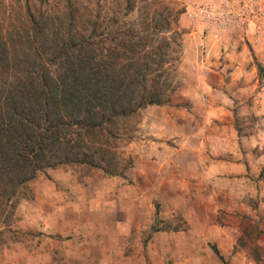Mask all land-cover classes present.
<instances>
[{
    "label": "crops",
    "instance_id": "1",
    "mask_svg": "<svg viewBox=\"0 0 264 264\" xmlns=\"http://www.w3.org/2000/svg\"><path fill=\"white\" fill-rule=\"evenodd\" d=\"M201 51L203 58L191 63L199 88L189 99L191 113L161 115L148 125L143 134L150 146L127 177L93 169L82 178L63 174L33 185L31 200L15 210L18 238L0 249V264H264V253L255 259L247 250H261L262 243H243L237 224L217 219L250 214L247 185L264 166L259 129L242 151L230 144L231 101L223 88L248 89V63H231L237 52ZM229 68L243 75V83L224 80L220 72ZM207 91L226 98L215 101ZM252 104L261 114L264 101ZM255 212L264 219V210ZM179 219L183 228L152 230L158 221ZM259 227L264 231V224Z\"/></svg>",
    "mask_w": 264,
    "mask_h": 264
},
{
    "label": "trees",
    "instance_id": "2",
    "mask_svg": "<svg viewBox=\"0 0 264 264\" xmlns=\"http://www.w3.org/2000/svg\"><path fill=\"white\" fill-rule=\"evenodd\" d=\"M37 1L26 2L22 34L0 28V226L32 198L29 184L48 169L125 177L132 163L118 149L130 120L147 106L164 105L175 90L181 32L157 11L156 0H139L145 13L131 22L125 18L140 11L136 0H124L123 14L100 5L108 0L93 7ZM61 2L62 13L52 12ZM169 225L158 221L152 230ZM250 230H243L245 238L264 232Z\"/></svg>",
    "mask_w": 264,
    "mask_h": 264
},
{
    "label": "rangeland",
    "instance_id": "3",
    "mask_svg": "<svg viewBox=\"0 0 264 264\" xmlns=\"http://www.w3.org/2000/svg\"><path fill=\"white\" fill-rule=\"evenodd\" d=\"M37 2V0H29L30 3ZM52 1V0H51ZM120 2H108L100 5L108 6L110 10L120 9V13L123 14L124 0ZM136 0V6L140 11L132 12L125 19L127 22L135 20L137 16L145 13L141 10V4ZM157 11L163 13V16L167 17L171 22V27L176 28L181 32L179 38L180 54L179 61L177 62L176 78L173 83L175 84V90L170 95L169 101L161 106H147L140 110L129 122V131L123 140L119 143L118 153L124 159H131L132 166L130 169H126L125 177L129 175L135 166L137 159H140L142 150L147 146H150V137L144 135V130L147 126L152 125L153 121L160 118L161 115H183L191 113V107L189 99L191 96L197 95L199 88L195 81V73L191 69V63L197 64V61L201 57V49L212 47L216 49H222L226 51L237 52L238 55L233 56L231 63L238 60L240 64L248 63L246 67V76L250 77V87H232L229 89L223 88L226 95H229L231 101L230 118L231 122L229 127L233 131L231 139V146L238 147L242 151L245 143H255L256 129L261 131V136L258 140L262 143L264 153V107L261 114H255L253 112L252 101L254 98H259L264 101V0H156ZM27 0H0V28L3 33L9 31L13 34V37L18 36L17 32H24L25 25V12H26ZM55 1L51 2V5ZM80 4H89L91 7L95 6L96 0H79ZM113 3V4H112ZM31 4V5H32ZM110 4V6H109ZM63 3L59 4L58 8H50L52 12L61 14V8ZM183 10L179 15H176L177 11ZM171 12V15L168 14ZM176 15L177 20H173ZM17 30V32H15ZM15 32V33H14ZM219 47V48H218ZM242 52V53H241ZM216 58L215 60H218ZM224 59L226 63H230L229 60L220 57V60ZM234 59V60H233ZM190 63V65H189ZM258 67L262 68V72H259ZM224 80L239 81L243 83V75L239 72L233 73L229 68L226 72H220ZM206 76L210 80H216L217 74L209 72ZM225 87V86H224ZM223 91V92H224ZM211 91H207L204 95L208 96ZM219 93L212 95L215 101L223 100L226 96ZM210 96V95H209ZM211 97V96H210ZM211 97V99H212ZM227 99V100H228ZM248 99V100H246ZM225 100V101H227ZM245 101V106L248 104V108H242L241 102ZM258 131V133H259ZM129 138V139H128ZM246 141V142H245ZM144 142V143H143ZM146 142V143H145ZM170 143V141H168ZM90 170H86L81 167H59L56 169H48L43 173H40L37 178L29 184V191L27 196L33 195V185H43L47 181H52L57 176L63 174H69L71 176H77L82 178L89 174ZM250 183L247 185V192L250 195L247 202V208L250 211L248 216L239 218L236 216H230L226 218L221 215L217 219L221 222H231L237 224L242 230L246 227L251 230L256 227L258 230L263 231L259 226L264 224L263 216L257 214V210H264V166L258 169L250 178ZM227 187V185H222ZM237 186V185H236ZM221 187V185H219ZM30 198L20 201H30ZM17 217L15 213L8 219L6 226H0V249L4 247L8 242L15 241L16 236L15 227L17 223ZM160 226V224H158ZM170 228H183L184 222L180 219L169 225ZM250 230V231H251ZM255 234L249 238H246L243 243L248 244L257 240L264 245V234H259L254 238ZM27 238H31L28 236ZM26 239V237H24ZM249 254L253 250L252 246L247 249ZM257 250V249H256ZM255 250V251H256ZM259 255L264 253V248L257 250Z\"/></svg>",
    "mask_w": 264,
    "mask_h": 264
}]
</instances>
